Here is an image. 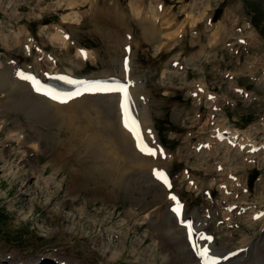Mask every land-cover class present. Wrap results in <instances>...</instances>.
<instances>
[{
	"label": "rangeland",
	"instance_id": "rangeland-1",
	"mask_svg": "<svg viewBox=\"0 0 264 264\" xmlns=\"http://www.w3.org/2000/svg\"><path fill=\"white\" fill-rule=\"evenodd\" d=\"M129 1L130 0H74L72 2L71 0H0V155L2 152L8 151L6 153L9 155L10 160H15L17 164H14L16 166L10 170L4 166L6 165V159H0V255L2 257L4 254H7L17 260L24 258L29 260L33 259L35 254L43 256L53 252L54 249H59L62 254L61 257L71 258L69 260H72L75 264L82 256L93 257L87 264H131L134 263L135 260L138 261L137 264H147L148 262H152L153 264H168L171 258L169 256V254H171L170 249L173 250V248H175L178 252L181 251L178 246H167L169 240L167 241L166 237H164L165 240L163 239V244L159 243V240H156L157 238L155 235H159V233L164 234L166 233L165 231L168 230V232H170L169 234L178 235L176 232H173L177 227L170 219L169 215V224L171 227L168 225L170 229H166V224L168 223L167 218L162 217L160 219L157 213L151 212L153 206L161 205L160 203L153 202L155 193H160L161 198H166L167 194L164 193L165 191L161 187H155L156 190L153 187V191L146 194L138 185L132 186V183L130 184L132 178L129 180L128 178L130 177L126 176L122 178L124 183L122 182L121 187L118 186V188H113L112 183H105V180L100 177L86 180V187H80L82 184H80V182L84 175H82V179L79 182L73 180V182H75L73 185L64 182V185L60 189L55 182L49 183L46 179H35V176L38 174L37 172L40 171L41 173L44 167V165L41 166V164L44 161L53 164H58L60 161V165H55L53 167V169L58 166L61 167L56 170V174L66 173L67 178L72 180L71 172L68 170L67 165H70V163L73 164L72 161L75 160V162H79L80 160L84 161V159L85 161H90L94 158L93 156L91 158L90 153L96 151L88 148L89 146H85L83 144L86 143L85 141H83V143H75L65 127L59 128L60 118L57 119L55 116L56 114H52V117H46L49 115L47 112H43L44 115L43 113L41 115L35 113L38 111L36 110L37 108L32 106L31 103L29 104L28 100H25L24 90H26V88H24L23 85H21L23 94H14L15 97L12 98L10 103V97H7L12 96V94L8 91V86L15 80H11L10 82L1 74L5 72L8 65H12V60L17 61V63L21 65L32 62L33 54H39V51L34 47L35 44L41 47L45 52H50L52 56H56V62L59 64L60 68L76 64L77 61L74 60V49L72 47H69V52L58 49V45L59 48H65V45H62V43L55 38L56 33L62 35L60 32L52 34L55 27H59L67 33H70L76 43L91 47L95 49V51H98L97 55L100 56V60L95 63L91 62V64L80 61V63H82V68L80 69V66L77 67L78 69L75 68L74 70L76 73H95L100 70H108L111 66L107 58H103V56L110 54L108 45H111L110 43L112 42L114 43L120 35L119 29L123 24H118L120 20L119 11L131 13L133 19L126 22L127 25L135 34H140L142 42L147 40L143 36V24L139 22L140 32L137 28V23L134 19V13L129 5ZM133 1L136 2V0ZM161 1L167 6L173 5L174 9H179L180 4L183 2V0ZM216 1L217 0L209 1L212 7L217 6L218 10L215 17L219 15L225 17L227 23L237 22V24H242L244 20L250 21L254 36L258 38V41L251 42L245 50L240 47L237 54L224 48V52L218 53L217 57L211 58L210 54L207 55V58L204 55H201L200 58L193 56V58L187 61V66L190 70L189 79L194 78L203 80L208 89L218 94L222 105V111L229 117L228 122L230 126L239 127L243 129L242 131L250 138L261 140L264 137V84L258 81L252 82L247 76L250 73H257L259 69L258 65L264 64V0ZM123 7H125V9H123ZM106 9L113 13V17H104V19H101L100 11H105ZM71 10H77L80 17L76 13L74 15L71 14ZM72 15L73 18H70ZM75 15L77 17H75ZM176 18L181 17L177 15ZM228 20L230 21L228 22ZM139 21H141V19ZM246 30L247 28L242 34H244ZM224 34L222 35L223 37ZM235 35L229 36L231 38ZM53 36L55 43L52 41ZM168 37L169 35L166 40ZM244 38L248 39L249 36L245 34ZM207 39L211 44L209 40L210 36H208ZM29 41L33 42L32 53L26 52V46ZM147 42L152 43L148 40ZM178 43L176 48L173 49V53L168 56L179 54L181 57L189 58L190 51L196 48V44L190 42L188 38H184L178 41ZM143 44H140V48L136 51L135 60H133L136 70L142 71V76L144 74L148 81L146 82L149 84L163 85L164 82L168 84L167 82L172 78L173 72H169L166 78H164L168 80L160 81V77H163L164 74L160 73L159 70L162 65H164L165 55L155 54L156 43L151 46H148L146 43ZM214 47L215 46L211 44L209 48L212 49ZM238 57L240 58L238 59ZM114 58L115 57H112V61ZM36 60L38 62L39 57ZM218 60H220L219 63L222 65L218 64ZM169 62H171V60ZM167 65L168 64L165 62V68L168 67ZM31 67L34 69L32 65ZM223 70L234 72V80L223 77ZM178 74L179 77L182 76V74ZM177 80V77L173 76V88L175 92H172L173 94H166V96L171 97L173 95V99H178L181 104L186 107L185 110L187 115L181 117L173 113V120L168 119L169 112H171L169 100L172 97L168 98L167 102H162L164 95H159L161 98H159L158 103L152 106L154 115L158 117L155 119L159 124L162 122L168 124V128L173 129L175 138L180 141L185 140L183 135L185 126H191V131L193 133L198 132L199 136L201 132L207 134L210 128L208 124V104L203 103L197 106L194 100L188 98L182 88L179 90L175 88L176 85H180V81ZM18 82L20 83V80ZM233 82L250 90L254 93L256 99L245 101L240 98L239 95L232 90L231 83ZM1 85L4 86L2 87ZM164 87H166V85H164ZM151 90L154 95L160 94L159 89L154 90L151 88ZM21 97L22 100L18 99ZM225 99L232 101L234 103L233 106L228 104L227 106L223 105ZM96 100L97 99L94 101ZM93 103L95 104L96 102ZM102 103L103 106L99 107L101 114L107 116L109 119H116L115 121L118 123L119 119L116 118V111H111L112 109L106 107V103L103 101L98 104L100 105ZM98 104L96 106H98ZM158 105L161 109H158ZM145 108H147V106ZM195 109L196 111L199 110L201 114L200 117L194 115ZM162 112H164V115ZM42 116L46 120L48 119V122L41 120V118H43ZM81 116L83 115L81 114ZM184 119L185 121H183ZM9 131L13 133L9 135V138H11V135L14 136L15 134H19L20 140L24 138L25 143L22 142V144L17 145V148H14L15 144H13L12 147H9L10 149L7 150L8 147L5 146L6 144L1 145V143L3 141L7 142L6 138ZM63 132L69 133V137L66 136L67 134H63ZM162 136L164 140L170 141V137L164 133V130L162 131ZM65 137L69 139L67 144L71 146L70 143H75L76 148L73 147L72 150H70L66 148V146L57 145V143L61 141V138ZM191 140L195 139L191 138ZM35 141L44 150V154H38V158L34 159H32L33 157L25 158V155L19 157V153H22L20 150L22 149H24L27 155H31L34 152V145L32 144ZM74 149L75 151H73ZM53 151L59 161H51ZM68 151L69 154H67ZM127 151L130 152V156L135 155L131 147L130 150L128 149ZM218 153L219 159L221 161L224 159L226 166L230 165L231 168L241 176L243 182H245V172H247V176H249L253 170L255 171L256 179L252 187H248L249 191L247 196H244V199L249 202H255L258 205H263L264 161L255 158V161L244 164L246 160L244 154L236 153V151L229 154L227 150L222 148L218 150ZM69 155L72 157H69ZM65 158L68 160L67 163H64ZM215 160L216 159L208 153H194L189 151L185 154V161L183 163H178V160H174L170 166L173 167L175 172H178L182 164H185L195 173L197 178L206 181L209 175L214 173L213 163ZM147 161L150 162L151 160L147 159ZM132 162L130 163L132 166L136 164ZM148 162L143 168V170L145 169L146 175L155 164L153 161H151L150 164ZM136 165L139 167L133 166L131 170H133V168L135 170L142 169L139 163ZM207 168H209L208 174L206 173ZM33 170L36 172L33 173ZM47 170L48 168L46 171ZM52 172L53 171H50L46 175L47 179ZM60 177L64 176H59L57 178ZM138 178L140 181L142 179V182L145 181L148 185L154 183L148 175L145 179L141 177ZM148 180L150 181L147 182ZM100 184H105L109 193L106 195L99 193L104 189L100 188L98 190ZM177 184L183 195L189 200L191 211L199 209L201 205L204 204L200 195L191 194L185 190L182 181L180 182L179 180ZM114 193L117 194L118 198L117 201L111 203L109 200L114 196ZM99 195H101V197ZM162 195L164 196L162 197ZM94 198H97V200L93 201ZM103 200L108 202H104ZM114 206L116 208H114ZM166 214L169 213L166 212ZM241 220L243 221L244 219ZM248 225L246 219V221L242 223L244 229L241 226V228L236 231H226L217 242V247L226 245L233 246L239 242L241 243L246 235L251 245L256 241L258 242L249 246L251 249L254 246L264 244V242H262L264 236L261 235V238L258 240L256 234L259 228L261 229V224L257 223L253 225L252 228ZM110 229L118 231V236H112ZM180 234H182V232ZM224 235L227 237L224 238ZM181 237H183L182 240L185 238L183 234ZM175 239L174 241H177ZM155 241H157V243ZM157 244H160L161 247L157 246ZM224 249L228 250V248ZM115 252L118 253L116 254L117 257L113 255ZM178 252L174 251L173 255L178 256ZM221 252L223 253V251ZM164 255L168 256L163 258ZM256 259H258V257H256ZM85 260L87 259L82 257V261L84 262ZM129 261L131 263H129ZM253 261L254 260L251 262L253 263ZM24 262L28 263V261ZM254 263L257 262L254 261Z\"/></svg>",
	"mask_w": 264,
	"mask_h": 264
},
{
	"label": "bare ground",
	"instance_id": "bare-ground-1",
	"mask_svg": "<svg viewBox=\"0 0 264 264\" xmlns=\"http://www.w3.org/2000/svg\"><path fill=\"white\" fill-rule=\"evenodd\" d=\"M71 1L73 2L74 0H71ZM150 16L152 18L150 20L152 27L150 26L149 22L146 21V20H144V19H141V21H139L144 26L143 27L144 28L143 29L144 30L143 31V36H144L145 39H147L148 41H150L152 43L159 41V39L161 41V37L157 35L158 29L160 28L159 27L160 25L158 23V19L156 18V15H155L154 12H152V15H150ZM75 17H77V16L75 15ZM153 21L155 23H158V29L155 28V26L153 25ZM55 38L57 40H59L62 43V45H66L65 44V40L66 39H65V37H63V35H60L59 33H56V37ZM219 39H223V36L222 35H219L216 32H213L210 35V39L209 40H210L211 44L215 46L217 44V42L219 41ZM160 41L158 43H160ZM161 43H162V41H161ZM205 50H206V48L202 49L201 52L203 53ZM131 54H132V51H131ZM42 55H43V52H41V56ZM89 57H90V54L87 51V58H89ZM42 58H43V56L40 57V60ZM75 60H76V58H75ZM46 61L49 63V60H46ZM172 62H173V60H171L170 66H171V63ZM71 65L72 66L71 67H67L66 70L70 71L71 68H77L78 66H81L80 64H78V61H77L76 64H71ZM29 66H30V68H28V70L29 69H33L31 67V65H29ZM33 67H34L33 70H35L36 72L41 73V74L50 72V69L52 68L51 66H44V65H40L37 68L33 65ZM18 81L19 80L13 81L8 86V89L9 90L8 89L7 90L12 94V96H8L7 97V98L10 97V99H9V102L10 103L12 101V98L15 97L14 94H16V95L23 94L22 93L23 90L21 89V87H22L21 85H23V87L26 88V90H24L25 91V94H24L25 100H28L29 104L31 103L32 106H35V108H37L36 110H38V111L34 110V111H36L35 113L41 115L43 112H47L49 115H47L46 117H49L52 114H56L55 115L56 118L57 119L60 118V120H59L60 123L58 122L59 123V125H58L59 128L61 129L62 127H65V129L67 131H69V133H70V135L72 137V140H74L75 143H83V141H85L86 143H83L85 146H89L88 148L93 149L94 151L97 152L96 153V152H93L92 151L94 153V156H93L94 158L91 159L90 161H85V159H84V161L83 160H80L79 162H75L76 160L75 161H72L73 164H74V166H75V168H73V171L72 172H71L70 167L67 165L68 170L71 172L72 181L74 180L76 182H79L82 179V175H84L82 181L80 182V184L82 183L80 187H84L85 186L86 180H89V179L91 180L92 178L94 179V177H100L101 179H104L105 180V183L106 182L107 183L108 182L112 183L113 188L114 187L115 188H118V186L121 187V185H122V182H123L122 181V178L126 176V177H130V178H128L129 180L132 178L131 181H130V184L132 183V186L138 185L140 187V189H142L144 191V193L146 192V194H149L151 191H153L152 190L153 187H154V189H155V187H158V188L161 187L162 188V186L158 182H156L154 180H153L154 183H152L150 185H148L145 181L142 182V179L140 181V179L135 175V173L133 172V170H131V168L133 166L139 167L138 165H136L137 163H139V165H141L140 168L143 169L144 166H146V163L148 162L147 159L148 160H151V158L150 159L149 158H144L143 156H141L137 152L136 153L138 154L139 157L137 155L130 156V154H129L130 152H128L127 150L128 149L130 150V147L131 146H130V143L128 142L126 136L129 138L130 141H131V138H130V135L120 126V116L118 114V110H117V115H118L119 121L117 123L115 121L116 119L115 120H112V118L109 119L107 116H104V115L101 114V112L99 111L100 108H98L96 106L98 103L88 104L86 102L87 99L101 97V96H94V95L93 96H90V95H87V96H84V97H82L80 99H76L74 101H71V102H69L67 104L59 105L57 103H54L52 101L47 100L46 98H44L42 96H39L37 94L32 93L27 88V85L25 84V82L20 81V83H19ZM10 82H8V83H10ZM112 98H113V95H108V96H105V98L102 101L106 103V104L104 103L106 107L111 108L112 109L111 111L114 112V110H115V102H114V100ZM94 100H93V102H95ZM24 103H25V101H24ZM5 106H6V103H5ZM4 111H6V110H4ZM7 111H9V110H7ZM81 114L83 116H81ZM43 115H44V113H43ZM41 120L47 121L48 119L46 120L43 117V118H41ZM142 120H143V122L145 124H147V126H149L148 124L150 122H149V119L147 118V116H144L142 114ZM51 122H52V120H51ZM10 131L8 132V136L6 138V141L7 142L3 141L1 143V145L6 144L5 146L7 147V146L11 145V142L14 141V140H16V139H18V141H21L20 140V136L18 134H15L14 136L11 135L10 136L11 138H9V135L10 134H13ZM59 132H61V131H59ZM69 133L63 132V134H67L66 136H68ZM68 140L69 139L66 138V137L65 138H61V141L59 140L60 142H58L57 145H59V146H66V148H69L70 150H72V148L75 147L76 144L75 143H70L71 146H69L67 144V141ZM207 141H209V140H207ZM35 142H33V143H35ZM63 143H65V144H63ZM131 144H133L132 141H131ZM8 149H10V148L8 147L7 150ZM21 149H22V147H21ZM77 149H79V148H77ZM73 151H75V149ZM73 151H72V153H73ZM6 152H8V151H4V152L1 153L0 159L1 158L2 159H6V165H4V166L6 168H9L10 170H12L14 168V166H16L17 164H16V161L15 160H13V161L10 160L9 155H7ZM16 153H18V152H16ZM19 154H21V153H19ZM67 154H69V151L67 152ZM91 158H92V155H91ZM144 159H146V160H144ZM66 160L67 159L65 158L64 163H67L68 162V160L67 161ZM131 162L132 163H136V164H134L132 166V164H130ZM150 162H148V163L150 164ZM14 164H16V165H14ZM40 169H42V168H40ZM46 169H45V171H46ZM38 171H39V169H38ZM43 171H44V167L41 170V173ZM35 172L36 171L33 170V173H35ZM33 173H32V175H33ZM37 173H40V171L37 172ZM91 173H92V175H91ZM149 181L150 180H148L147 182H149ZM208 184H209V182H208ZM96 187H97V184H96ZM120 187H119V189H120ZM139 187H138V189H139ZM199 187L201 188L202 186H199ZM100 188H104V189H102V192H99V193L105 194V195L107 193H109V191H108V189H107V187H106L105 184H100V186L98 187V190ZM164 191H165L164 193L167 194V191L166 190H164ZM163 196L164 195H162V197ZM153 198H154V200L153 199L152 200H153L154 203H160L161 204L155 210H158V212H161L162 211L161 208L165 204V199H164L165 197L161 198L160 193L159 194L158 193H155V196ZM208 202H209V200H208ZM208 213L211 214V217H213V221L210 222V226H211L212 229H216V222L220 218H215V211L214 210L209 209L208 210ZM167 215H169V214H167ZM247 222H248V224H249L250 227L254 223V221L251 220L250 217L247 218ZM230 223H233V221H226V222H224L225 225H229ZM260 224H261V229H262V221H261ZM169 226H170V224H169ZM176 227L177 228L174 227L175 228L174 229L175 231H173V232L174 233L176 232L178 235H176V234L175 235H171V234H169L170 232H168L169 231L168 230V231H165L166 233L160 235V239H159V243H162L163 244V239H164V237H166L167 241L169 240V242L167 243V246H172V245L174 246L175 245V246H178L181 249L180 252H178V250H177V252L179 253L178 256L173 255L174 254L173 253L174 251L172 249H170L172 255L169 254V256L171 258L168 261V264H196L194 258L192 257V255H190V252L186 248V244L184 242V239L182 240L183 237H181L182 234H180L182 232V231L180 232L181 229L178 226H176ZM168 229H170V228H168ZM261 229H260V231H261ZM174 236L176 237V239H175ZM174 239L177 240V241H174ZM262 242H264V239H263ZM248 244H249L248 237L246 235V237L242 240V242L240 244L235 245L232 248H228V250L234 249V248H237V247L247 246ZM157 246L161 247L160 244H157ZM228 250L224 249V247L221 249V251H223V252L228 251ZM116 254H118V253L115 252L113 254L114 257H117ZM243 255L244 254H242V256L239 257V259H241L242 257H244ZM166 256H168V255H164L163 258H165ZM256 257H258V259H256ZM246 258H247L246 263H250L252 260H254L257 263H254V261H253L252 264H264V244H261V245H258V246H254L252 249H251V247H249L248 250L246 251ZM164 261H165V259H164ZM17 262H24V261L19 260ZM24 264H28V263L24 262Z\"/></svg>",
	"mask_w": 264,
	"mask_h": 264
},
{
	"label": "snow or ice",
	"instance_id": "snow-or-ice-1",
	"mask_svg": "<svg viewBox=\"0 0 264 264\" xmlns=\"http://www.w3.org/2000/svg\"><path fill=\"white\" fill-rule=\"evenodd\" d=\"M24 79H30V77L25 76ZM69 83H75V82L69 81ZM96 91H109V92L117 91V92H122V93H124L125 100L128 99L127 89L125 87H123V86L109 87V88H96ZM78 94L79 93H77V95ZM52 98L56 99L57 97L53 96ZM121 107H122V109H124V112H125V127L129 128V131H133V128L129 126V120H131L132 125L137 130V131H134V135L137 136V140H138V145L137 146L140 147L141 151H145L146 146L141 147L142 141L140 140V137L138 135V127L139 126H138V124H136V121L134 119H132L131 116L128 114V105L126 103H122ZM150 154H154V153L150 152ZM157 175H158V178L163 179L164 183L167 184V179L165 177H163V174H159L158 173ZM173 199H175V198L173 197ZM176 211H178V209H176ZM189 234L191 235V232Z\"/></svg>",
	"mask_w": 264,
	"mask_h": 264
}]
</instances>
